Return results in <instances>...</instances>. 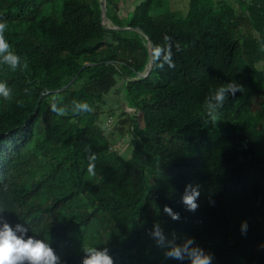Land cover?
Instances as JSON below:
<instances>
[{
  "label": "trees",
  "instance_id": "1",
  "mask_svg": "<svg viewBox=\"0 0 264 264\" xmlns=\"http://www.w3.org/2000/svg\"><path fill=\"white\" fill-rule=\"evenodd\" d=\"M133 1L112 20L124 29L101 23L97 0H0L21 58L14 70L0 63L11 89L0 97V221L47 241L58 264H81L88 246L107 248L114 264H188L165 256L187 237L217 264H264V121L247 116L263 89L241 57L247 20L224 0L185 10ZM229 81L244 91L212 120L206 104ZM111 88L133 110L111 109L107 130L99 113ZM122 139L128 156L113 147ZM190 183L200 186L195 211L181 201Z\"/></svg>",
  "mask_w": 264,
  "mask_h": 264
},
{
  "label": "clouds",
  "instance_id": "2",
  "mask_svg": "<svg viewBox=\"0 0 264 264\" xmlns=\"http://www.w3.org/2000/svg\"><path fill=\"white\" fill-rule=\"evenodd\" d=\"M6 27V22L0 21V63L8 65L14 70L20 64L21 58L5 39ZM237 91H244V86L236 81H229L219 86L206 104L208 117L215 120V113L223 105L226 97L235 95ZM10 95V87L5 81L0 80V97L7 99ZM51 107L53 111H63L57 107L55 102L51 104ZM75 109L88 111L90 107L87 102H75ZM199 196V184L190 183L185 186L181 201L189 211H195L198 207ZM210 203H214V201H210ZM164 211L173 219L179 218V214L168 205L164 206ZM247 228V220H242L240 223L241 234H246ZM26 233L27 229L21 224L13 226L6 221H0V264H58L59 258L47 241L27 236ZM151 235L158 245H164L165 235L158 225L154 226ZM83 251L85 255L81 264H114V259L107 248L88 246L84 247ZM165 256L177 261H187L188 264H213V254L197 244L194 237H187L180 244L171 243Z\"/></svg>",
  "mask_w": 264,
  "mask_h": 264
},
{
  "label": "crops",
  "instance_id": "3",
  "mask_svg": "<svg viewBox=\"0 0 264 264\" xmlns=\"http://www.w3.org/2000/svg\"><path fill=\"white\" fill-rule=\"evenodd\" d=\"M233 2L236 11L247 20L240 27L241 57L257 86L263 89L261 95L252 97L254 104L251 105V99L249 107L259 113L257 121H264V0Z\"/></svg>",
  "mask_w": 264,
  "mask_h": 264
},
{
  "label": "rangeland",
  "instance_id": "4",
  "mask_svg": "<svg viewBox=\"0 0 264 264\" xmlns=\"http://www.w3.org/2000/svg\"><path fill=\"white\" fill-rule=\"evenodd\" d=\"M88 3L94 4V0H86ZM100 3V0H97ZM121 1L123 2L124 6H120L118 5V3L121 4ZM172 4L170 5L172 9H186V7L188 8V0H171ZM226 2H230L231 4H233V0H224ZM132 2H134L132 0ZM130 4V0H108V3L106 5L105 3V8H106V14L104 17V23L108 26H112V20L114 19V14L116 12H118L120 10V14L124 13L126 14V10H125V6ZM107 6V7H106ZM113 6V7H112ZM121 8V9H120ZM252 99V98H251ZM103 100L104 102L101 103V110L99 113V117L101 119V123L100 126L103 129H107V130H111L114 121H112V118H109V116L114 115L111 109H114L116 112L119 111L120 106H124V109L126 111H132V108H128L125 104V102L123 101V99L121 98V95L117 92V90H115V88H111L109 90L108 93L104 94L103 96ZM253 99L251 101V105H253ZM247 116L250 119H253V121L257 122V117L259 116V113L250 109H248L247 112ZM259 121V120H258ZM115 139H117V135H115ZM127 140V138H126ZM125 139L120 140L118 143L119 145H121V148H125L126 144L127 147L125 150L120 151L122 152L123 155L128 156L129 155V146H128V142ZM213 264H217V262L215 260H213Z\"/></svg>",
  "mask_w": 264,
  "mask_h": 264
},
{
  "label": "water",
  "instance_id": "5",
  "mask_svg": "<svg viewBox=\"0 0 264 264\" xmlns=\"http://www.w3.org/2000/svg\"><path fill=\"white\" fill-rule=\"evenodd\" d=\"M105 0H100V9H101V23L105 26V27H107V28H124V29H127V28H129V27H127V26H124V27H119V26H108V25H105V23H104V17H105V14H106V8H105ZM152 50H149V56H150V63H149V65H148V67H147V70H146V72L144 73V74H140V77H145V76H147L148 74H149V72H150V70H151V67H152ZM90 63L89 62H85L84 64H83V66L82 67H84V66H86V65H89ZM78 74V72L76 73V75ZM75 75V76H76ZM74 76V77H75ZM74 77L72 78V80L74 79ZM68 85V83L66 84V85H64L62 88H64V87H66ZM61 88V89H62Z\"/></svg>",
  "mask_w": 264,
  "mask_h": 264
},
{
  "label": "built area",
  "instance_id": "6",
  "mask_svg": "<svg viewBox=\"0 0 264 264\" xmlns=\"http://www.w3.org/2000/svg\"><path fill=\"white\" fill-rule=\"evenodd\" d=\"M113 147H114V149H117V150L123 149V148H121V145H119V144H115Z\"/></svg>",
  "mask_w": 264,
  "mask_h": 264
}]
</instances>
